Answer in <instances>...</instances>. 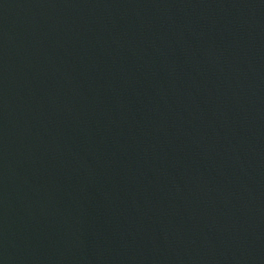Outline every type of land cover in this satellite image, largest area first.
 Segmentation results:
<instances>
[{
  "label": "water",
  "instance_id": "water-1",
  "mask_svg": "<svg viewBox=\"0 0 264 264\" xmlns=\"http://www.w3.org/2000/svg\"><path fill=\"white\" fill-rule=\"evenodd\" d=\"M0 264H264V0H0Z\"/></svg>",
  "mask_w": 264,
  "mask_h": 264
}]
</instances>
